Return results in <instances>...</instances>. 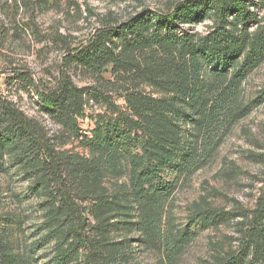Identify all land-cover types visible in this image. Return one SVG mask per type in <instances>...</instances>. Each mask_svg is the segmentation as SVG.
Instances as JSON below:
<instances>
[{
  "label": "trees",
  "instance_id": "16d2710c",
  "mask_svg": "<svg viewBox=\"0 0 264 264\" xmlns=\"http://www.w3.org/2000/svg\"><path fill=\"white\" fill-rule=\"evenodd\" d=\"M245 1L178 0L165 10L100 18L86 42L63 56L55 88L40 92L42 106L76 138L85 97L105 106L82 139L87 154L56 151L37 121L0 100V152L37 174L41 246H53L47 264H130V238L112 236L120 232L139 233L141 246L162 251L160 264H176L196 232L164 221L174 186L159 180L170 168L183 176L208 162L222 129L246 115L237 97L264 55V25L247 32ZM205 19V34L190 28ZM73 63L90 77L88 88L74 83ZM106 68L112 80L104 78ZM112 90L125 110L106 95ZM226 214L193 204L190 219L209 228ZM249 214L237 227V247L216 251L205 264H264V195ZM30 263L0 241V264Z\"/></svg>",
  "mask_w": 264,
  "mask_h": 264
},
{
  "label": "rangeland",
  "instance_id": "374dc122",
  "mask_svg": "<svg viewBox=\"0 0 264 264\" xmlns=\"http://www.w3.org/2000/svg\"><path fill=\"white\" fill-rule=\"evenodd\" d=\"M175 1L0 0V100L37 121L44 140L56 151L87 154L82 139L90 136L96 115L104 113L105 106L85 97L83 110L75 117L80 135L76 138L42 106L41 90L55 88L63 56L84 44L104 15L112 13L113 18L124 19L144 9L165 10ZM245 8L251 18L247 32L254 34L264 25V0H247ZM210 26L211 20L205 19L190 28L205 34ZM67 68L75 84L89 87L91 79L84 70L74 63ZM103 76L112 80L110 68ZM85 92L89 93L87 89ZM119 93L112 90L106 95L125 110ZM237 102L243 105L246 115L222 129L223 136L210 160L183 176L170 168L159 180L162 185L174 186L164 204V221L171 218L174 228L187 227L196 232L179 253L176 264H205L216 251L235 249L237 227L264 195V55L242 80ZM34 173L23 169L11 155L0 152V241L27 256L30 264H47L53 246H41V193L36 192ZM193 204L223 211L227 220L202 228L200 220L190 219ZM84 214L91 220L87 212ZM162 229L170 228L163 222ZM138 235L120 232L112 236L130 238L134 251L130 264H160L165 259L162 251L141 246L135 241Z\"/></svg>",
  "mask_w": 264,
  "mask_h": 264
}]
</instances>
